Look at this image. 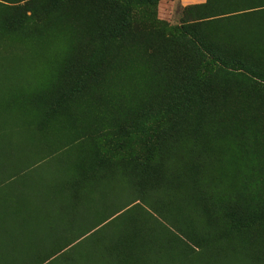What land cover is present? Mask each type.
I'll return each mask as SVG.
<instances>
[{
  "label": "rangeland",
  "instance_id": "1",
  "mask_svg": "<svg viewBox=\"0 0 264 264\" xmlns=\"http://www.w3.org/2000/svg\"><path fill=\"white\" fill-rule=\"evenodd\" d=\"M179 53L208 90L149 137ZM258 205L264 0H0V264H264Z\"/></svg>",
  "mask_w": 264,
  "mask_h": 264
},
{
  "label": "trees",
  "instance_id": "2",
  "mask_svg": "<svg viewBox=\"0 0 264 264\" xmlns=\"http://www.w3.org/2000/svg\"><path fill=\"white\" fill-rule=\"evenodd\" d=\"M210 0H205L204 3L201 5H195V6H187L184 8H202L208 5ZM98 5H103L98 3ZM100 15H102V12H99ZM104 14V13H103ZM209 15H213L212 13H209ZM222 15H215L211 17H202V21H212L213 19L220 18ZM223 17V16H222ZM193 29V28H192ZM186 30V29H185ZM187 31V30H186ZM191 40V36H188ZM184 45V50H188L189 53L195 54L197 53V50H201V52L207 54L208 51H206L205 48V42L201 41H194L193 39L190 42H181ZM196 47V49H195ZM173 46V51H174ZM180 61H177V67H175V70L180 69L181 73H179V76L182 77L181 81L177 84L181 86L180 92L183 94V97L186 99V102L183 105H178L173 108H171L168 111L164 110H152L153 102H145L140 110L141 112L145 113L146 115L152 116V118L149 121V126L145 130V134L152 138H162L168 134L175 133L182 127V123L177 119L176 121H172L171 123L167 122L165 119H157L153 115H160L162 113H169L173 114L175 116L183 114H192L195 111V104L198 105L199 108H201V100H203L204 96V90L206 93V90H208V83L202 82L200 78L197 77L196 73H192L193 71V65L187 61V59L184 60V56L179 53ZM214 60L218 64H224L223 58H217L215 57ZM206 62V60H201V66ZM235 64L238 63V61L234 60ZM225 65V64H224ZM98 68H96L97 70ZM256 78V77H255ZM260 79V78H256ZM204 111V110H203ZM153 115H151V114ZM134 128V124H131L125 128H120L122 134H127L125 131L127 129ZM260 222H264V207L258 205V207L253 210L251 213L247 214L244 218H242L239 222L233 224L230 228V232H237L240 227H248L250 225H254Z\"/></svg>",
  "mask_w": 264,
  "mask_h": 264
},
{
  "label": "crops",
  "instance_id": "3",
  "mask_svg": "<svg viewBox=\"0 0 264 264\" xmlns=\"http://www.w3.org/2000/svg\"><path fill=\"white\" fill-rule=\"evenodd\" d=\"M175 3L181 5L182 7L201 5L205 0H174Z\"/></svg>",
  "mask_w": 264,
  "mask_h": 264
}]
</instances>
